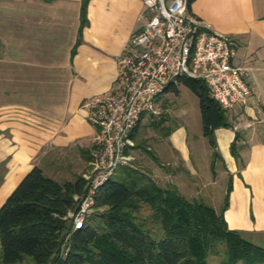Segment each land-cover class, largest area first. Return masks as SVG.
Listing matches in <instances>:
<instances>
[{"label":"crops","instance_id":"crops-1","mask_svg":"<svg viewBox=\"0 0 264 264\" xmlns=\"http://www.w3.org/2000/svg\"><path fill=\"white\" fill-rule=\"evenodd\" d=\"M81 2L0 0V206L33 165L64 181L91 159L97 128L87 118V102L114 90L117 60L146 21L141 0H89L80 28ZM190 10L230 38L231 62L244 72L250 97L226 112L231 126L214 130L215 147L199 133L191 143L183 122L170 128L154 143L148 171L158 184L170 182L216 210L230 180L228 227L260 234L264 0H193Z\"/></svg>","mask_w":264,"mask_h":264},{"label":"trees","instance_id":"trees-1","mask_svg":"<svg viewBox=\"0 0 264 264\" xmlns=\"http://www.w3.org/2000/svg\"><path fill=\"white\" fill-rule=\"evenodd\" d=\"M88 1L81 2L80 28ZM178 85L197 95L203 134L215 147L214 130L231 126L227 111L203 81L182 76L165 91L178 93ZM87 187L82 175L58 181L33 165L0 206V264H264V245L224 218L230 180L216 210L170 182L158 184L149 171L121 166L94 194L93 207L101 210L72 230L68 214Z\"/></svg>","mask_w":264,"mask_h":264},{"label":"built area","instance_id":"built-area-1","mask_svg":"<svg viewBox=\"0 0 264 264\" xmlns=\"http://www.w3.org/2000/svg\"><path fill=\"white\" fill-rule=\"evenodd\" d=\"M141 2L148 12L146 21L117 60L114 90L96 94L87 102V118L97 128L96 151L88 172L82 174L88 187L79 197L76 211L68 214L72 230L80 228L94 208L100 185L119 167L131 165L132 131L143 113H159L156 98L169 84L182 76L199 79L226 111L250 97L244 72L231 62L232 41L191 14L189 0Z\"/></svg>","mask_w":264,"mask_h":264},{"label":"rangeland","instance_id":"rangeland-1","mask_svg":"<svg viewBox=\"0 0 264 264\" xmlns=\"http://www.w3.org/2000/svg\"><path fill=\"white\" fill-rule=\"evenodd\" d=\"M147 13L148 12L146 10V15ZM156 105L159 110L158 114L145 112L142 115V119L140 120L141 123H139L138 132L134 140L135 149L134 152H132L134 155V160L128 167L148 171L147 162L150 158V153H148V151L153 153L154 143L159 139L164 138L166 132L180 122H183L188 126L189 141L191 143L197 133H199L200 136L204 138L203 140H205V142L208 141V138L203 134L199 100L197 95L191 89L184 85H178V93L168 90L158 95L156 98ZM152 122L159 125L153 126ZM95 151L96 146H94L92 149L91 159L94 156ZM89 161L87 163L84 162L82 165L81 163H78L76 175H82L84 172H88L90 168ZM226 184L227 181L224 182V185ZM260 195L262 202H259V205L261 206L259 209L260 211H263L264 193H260ZM98 210L101 209L93 208L88 213L87 218H89L93 212ZM248 236H250L254 241L264 245V232L260 234H248ZM66 245L67 244L64 243V249H66Z\"/></svg>","mask_w":264,"mask_h":264},{"label":"bare ground","instance_id":"bare-ground-1","mask_svg":"<svg viewBox=\"0 0 264 264\" xmlns=\"http://www.w3.org/2000/svg\"><path fill=\"white\" fill-rule=\"evenodd\" d=\"M262 202V201H261ZM261 204V203H260ZM259 207H261L260 205H259ZM262 210V209H261Z\"/></svg>","mask_w":264,"mask_h":264}]
</instances>
